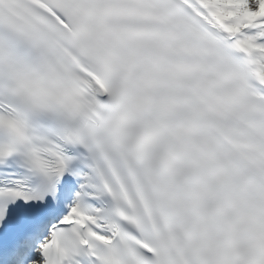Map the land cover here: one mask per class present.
I'll list each match as a JSON object with an SVG mask.
<instances>
[{
	"label": "snow or ice",
	"instance_id": "snow-or-ice-1",
	"mask_svg": "<svg viewBox=\"0 0 264 264\" xmlns=\"http://www.w3.org/2000/svg\"><path fill=\"white\" fill-rule=\"evenodd\" d=\"M0 264H264V0H0Z\"/></svg>",
	"mask_w": 264,
	"mask_h": 264
}]
</instances>
